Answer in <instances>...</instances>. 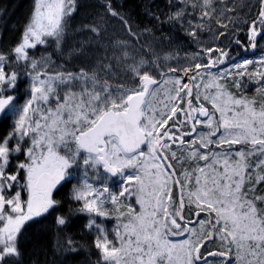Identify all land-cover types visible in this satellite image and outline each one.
Segmentation results:
<instances>
[{"label":"snow or ice","instance_id":"snow-or-ice-1","mask_svg":"<svg viewBox=\"0 0 264 264\" xmlns=\"http://www.w3.org/2000/svg\"><path fill=\"white\" fill-rule=\"evenodd\" d=\"M140 8L0 32V264H264V0Z\"/></svg>","mask_w":264,"mask_h":264},{"label":"trees","instance_id":"trees-1","mask_svg":"<svg viewBox=\"0 0 264 264\" xmlns=\"http://www.w3.org/2000/svg\"><path fill=\"white\" fill-rule=\"evenodd\" d=\"M127 3L133 10L134 15L139 14L138 21L144 20L146 22L147 18L142 15L140 5L155 3L158 4L161 9H164L166 0H127ZM31 4L32 0H0V9H4V11L0 12V32H3L5 36L12 39L20 27V22L27 16ZM76 239L83 244L86 242L87 238L85 237L84 240H81L80 236L77 235ZM42 243L50 247L51 237L44 239ZM42 258L43 257H41V259ZM85 258V254L81 252L79 255L70 256L68 264H82Z\"/></svg>","mask_w":264,"mask_h":264}]
</instances>
